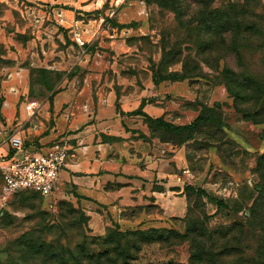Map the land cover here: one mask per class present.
<instances>
[{
    "label": "rangeland",
    "instance_id": "obj_1",
    "mask_svg": "<svg viewBox=\"0 0 264 264\" xmlns=\"http://www.w3.org/2000/svg\"><path fill=\"white\" fill-rule=\"evenodd\" d=\"M166 1L0 0V144L7 149V136L16 132L27 146L40 147L38 120L51 123L40 106L71 82L78 88L89 79L94 89L100 83L131 101L146 94L165 107L169 121L197 120L191 129L154 128L177 149L182 185L194 189L184 190V209L174 215L151 200L124 211L128 222L109 226L102 237L116 226L129 239L137 230L181 234L143 244L131 264H264V0H214L208 7ZM179 5L180 13L172 9ZM76 16L91 23L79 30L83 45L71 31ZM223 22L225 30L218 28ZM32 57L63 69L32 68ZM17 65L29 73L23 77ZM6 80L21 97L11 122L3 110ZM2 182L0 172V188ZM73 207L82 209L55 193L18 192L0 212V264L58 263L51 249L38 254L26 240L68 254L83 245L106 249Z\"/></svg>",
    "mask_w": 264,
    "mask_h": 264
},
{
    "label": "crops",
    "instance_id": "obj_2",
    "mask_svg": "<svg viewBox=\"0 0 264 264\" xmlns=\"http://www.w3.org/2000/svg\"><path fill=\"white\" fill-rule=\"evenodd\" d=\"M86 6L80 8L88 12ZM63 15L69 16V13L63 10ZM90 25L76 16L70 26L82 40L79 30L88 29ZM30 66L54 71L63 69L57 67V63L37 64L34 57L30 59ZM17 67L23 77L30 71L27 65ZM6 81L2 92L7 103L3 104V110L7 121L11 122L18 114L21 97L15 82ZM10 86H16L17 91H10ZM152 101L146 94L132 96V101L125 95L119 98L113 90L106 92L100 83L94 89L93 82L86 79L78 88L71 82L40 106L51 123L39 118L37 132L44 135L40 136L42 145L29 147H45L59 138L69 141L70 155L61 170L55 195L83 209L90 218L92 235H104L109 226L128 222L124 211L145 206L151 200L167 216L184 209L183 202L182 206L179 204L180 199H184V179L174 166L177 149L171 141L154 132L146 121V115L169 121L163 117L165 107ZM20 112L21 116L25 115L22 107ZM171 194L176 196L172 198Z\"/></svg>",
    "mask_w": 264,
    "mask_h": 264
},
{
    "label": "built area",
    "instance_id": "obj_3",
    "mask_svg": "<svg viewBox=\"0 0 264 264\" xmlns=\"http://www.w3.org/2000/svg\"><path fill=\"white\" fill-rule=\"evenodd\" d=\"M79 44H85L78 37ZM12 76V74H11ZM16 92L17 87L10 86ZM6 99L3 104H6ZM5 152L0 144V172L3 182L0 188V212L20 191L32 190L44 197H51L57 188L61 170L70 155L66 138L54 140L50 145L36 148L26 145L20 133L7 136Z\"/></svg>",
    "mask_w": 264,
    "mask_h": 264
},
{
    "label": "trees",
    "instance_id": "obj_4",
    "mask_svg": "<svg viewBox=\"0 0 264 264\" xmlns=\"http://www.w3.org/2000/svg\"><path fill=\"white\" fill-rule=\"evenodd\" d=\"M162 3L168 4V1L166 0H161ZM198 3H203L205 7H208L214 0H195ZM172 8V7H171ZM182 11V6L179 5L178 7L173 6V10L175 12H181L179 9ZM217 10L211 11V15L216 13ZM207 13L203 14L202 19L205 18V15ZM201 19V20H202ZM200 20V22H201ZM223 28V30L227 29L225 22L220 23L218 25V28ZM39 69H44L48 70L45 68H39ZM55 94V93H54ZM119 107V105H118ZM141 112V110L139 111ZM196 119H199L197 116ZM146 121L150 124L152 130L154 131V128H158L159 124H164L168 128L172 130H183L185 128L191 129L195 127L196 121L194 120L193 122L186 124V125H178L174 124L172 122L166 121L163 118H152L148 115H146ZM163 138V137H162ZM167 140V139H166ZM185 189L187 191H191V189H194L190 185H186ZM198 192H201L199 189ZM41 195V194H40ZM73 209L76 211L80 210L79 212L81 213L82 217V222L85 225H88L89 223V216L83 211V209H76L73 207ZM206 233H209L208 229H206ZM211 233H209L210 236ZM134 235V238L129 239L126 234L119 229H109L107 235L105 237H102L103 235H92L93 236V241L95 240H101L104 246H106V249L96 252L92 251L89 249L87 246L83 245L79 248V250H69V254L66 253L65 250L60 249H53V246L50 244H46L43 242V240L36 242V241H28L26 240L24 245L30 248L31 250L35 249V252L40 254L43 252H48L51 249V256L58 261L57 264H131L134 260L138 258V256L134 255L133 251L135 250L136 252H140L143 248V244H151L155 242H167L170 239H174L177 237H180L181 234L175 230L171 229H152L149 231H132V236ZM132 240V241H131ZM33 242L32 244H30ZM132 246V247H131ZM197 254V251L194 252V255Z\"/></svg>",
    "mask_w": 264,
    "mask_h": 264
}]
</instances>
